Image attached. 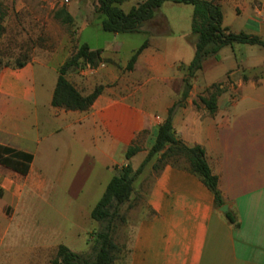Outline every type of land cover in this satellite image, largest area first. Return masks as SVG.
Wrapping results in <instances>:
<instances>
[{"label":"crops","instance_id":"crops-1","mask_svg":"<svg viewBox=\"0 0 264 264\" xmlns=\"http://www.w3.org/2000/svg\"><path fill=\"white\" fill-rule=\"evenodd\" d=\"M132 1L123 5L126 12L146 0ZM216 1L223 12L230 6L237 18L245 19V28L239 31L224 16V27L264 41V0ZM90 2L95 8V0H69V6ZM168 3L146 23L152 33L146 32L145 24L140 33L113 34L102 48L87 43L93 50L102 49L109 61L68 75L84 95L104 87L88 111L52 106L59 68L69 57L52 54L2 71L0 145L33 155L30 172L23 177H33L36 165L46 170L59 166L65 150L71 160L98 155L109 183L127 166L139 169L169 110L182 101L184 77L195 55L193 10L183 22L164 12ZM1 4L5 21L7 9ZM35 4L54 9L57 0H19L15 6ZM127 35L149 40L131 71L127 66L135 50L121 60ZM259 48L236 45L209 58L173 118L181 141L205 149L210 169L219 178L224 205L236 223L220 211L213 192L198 176L172 164L156 171L154 160L134 182L130 203L138 209L132 206L124 224L127 243L121 246L126 253L122 259L119 255L120 264H264V48ZM219 84L224 92L212 114L200 99L209 97L212 86ZM132 145L140 152L127 160ZM36 171L42 176L43 170ZM21 176L0 165V221L7 219L13 189L21 197L26 188ZM3 229L1 223L0 236ZM13 257L0 254V264Z\"/></svg>","mask_w":264,"mask_h":264},{"label":"rangeland","instance_id":"rangeland-1","mask_svg":"<svg viewBox=\"0 0 264 264\" xmlns=\"http://www.w3.org/2000/svg\"><path fill=\"white\" fill-rule=\"evenodd\" d=\"M18 1L0 0L7 9V17L2 23L5 31L0 40V74L5 68L19 69L18 63L26 60L42 59L52 54L61 59L70 57L81 43L102 48L112 40L113 34L103 31L96 22L92 2L88 6L72 7L69 0H57L54 9H50L45 4L15 6ZM63 7L73 12L72 27L54 18L55 11ZM192 10V6L172 2L164 7L166 14L183 22L188 20ZM236 15L232 7L224 8L225 21L236 30H244V17L237 18ZM145 28L146 32L152 33L148 24ZM125 39L121 60L130 57L146 38L127 35ZM64 153L59 166L46 170V167L36 165L33 177L21 176L26 185L21 197L14 189L9 195L7 219L0 221V225L2 223L6 228L0 236V254L14 257L13 261L1 264H52L60 245H66L78 254L91 253L95 240L93 233L101 231V225L90 215L106 191L108 177L95 153L73 160L69 152L65 150ZM37 169L43 170L42 176L37 175ZM31 187L34 190H30ZM0 193L3 194L1 188ZM130 205L138 209L133 202ZM127 209L128 205L122 213L130 216L132 209ZM118 225L116 241L125 246L126 234L122 236L125 226L120 221ZM125 253L123 250L121 259Z\"/></svg>","mask_w":264,"mask_h":264},{"label":"trees","instance_id":"trees-1","mask_svg":"<svg viewBox=\"0 0 264 264\" xmlns=\"http://www.w3.org/2000/svg\"><path fill=\"white\" fill-rule=\"evenodd\" d=\"M129 0H95L94 13L103 31L111 34L140 33L142 27L156 16L158 10L167 2L189 5L193 7L192 33L197 37L195 55L187 67L184 77V92L180 103L174 105L168 117L159 127L158 134L146 159L137 171L130 166L122 169L107 186V189L93 211L91 219L101 225V231L93 233L94 244L90 254H78L66 245L57 249L52 264H116L122 253L121 245L116 241L118 222H127V213H122L125 206L132 208L131 197L134 192V182L143 173L146 166L156 160L154 169L160 170L167 164L187 169L198 176L203 183L213 192L217 207L224 205V199L219 189V178L215 176L208 164L206 151L201 146L189 147L181 141L175 133L173 118L177 107L186 100L192 89V80L204 67L205 62L212 57H217L226 47L236 45H251L264 48V41L259 36L234 32L223 26L224 12L216 0H146L130 11L126 12L123 5ZM5 12L0 3V40L4 33L3 20ZM54 18L64 25L72 27L74 18L66 8L55 11ZM149 40L133 52L127 70L134 69L138 57L148 47ZM102 49L93 50L87 43L77 46L73 54L59 68V77L53 94L52 106L66 111L85 112L90 110L97 98L102 94L104 87L99 86L89 95H84L69 79V73L86 68L95 69L102 63L109 62L103 57ZM27 63H18L22 68ZM214 92L201 102L210 113L217 110L218 96L224 92L221 84L213 85ZM140 152V148L132 145L127 153L129 160ZM33 155L16 149L0 145V165L22 175L27 176L33 162ZM231 223H236L231 213L227 214Z\"/></svg>","mask_w":264,"mask_h":264},{"label":"water","instance_id":"water-1","mask_svg":"<svg viewBox=\"0 0 264 264\" xmlns=\"http://www.w3.org/2000/svg\"><path fill=\"white\" fill-rule=\"evenodd\" d=\"M220 211H222L223 213H228L229 209L227 205H224L221 207Z\"/></svg>","mask_w":264,"mask_h":264}]
</instances>
